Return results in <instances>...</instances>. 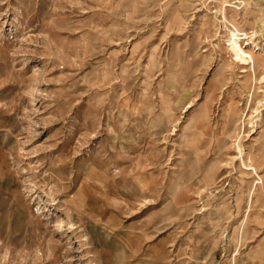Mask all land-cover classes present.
I'll list each match as a JSON object with an SVG mask.
<instances>
[{
  "label": "rangeland",
  "instance_id": "374dc122",
  "mask_svg": "<svg viewBox=\"0 0 264 264\" xmlns=\"http://www.w3.org/2000/svg\"><path fill=\"white\" fill-rule=\"evenodd\" d=\"M249 150L264 0H0V264H264Z\"/></svg>",
  "mask_w": 264,
  "mask_h": 264
},
{
  "label": "bare ground",
  "instance_id": "6f19581e",
  "mask_svg": "<svg viewBox=\"0 0 264 264\" xmlns=\"http://www.w3.org/2000/svg\"><path fill=\"white\" fill-rule=\"evenodd\" d=\"M229 33L231 35V39L234 41V43L237 44L236 39H238L239 37L234 35L232 32H229ZM236 47H237V50L239 51L240 55L243 56V61L241 62V64H246L245 66L241 67L242 70L240 71V73H245V75L248 77H249V75H252L251 79H253V80L258 79L259 65L257 64V62H258L257 58H255L253 56V52H251V50H248V49H242L239 45H236ZM261 67H262V65H261ZM250 100H251V97H250ZM246 106H247V103H246ZM239 154H242L241 150L239 151ZM244 160H246L245 164H244ZM242 163H243V165H245V168H246L245 170H248V172H244L241 170L238 172H241L247 176L250 175V173L254 174V176L257 179V182H255V183L258 184L257 188L259 189V191L261 193L260 196H257V199H255V200H259V199L263 200L264 199V176L259 175V171H260L259 166L260 165L256 163L255 156L253 155L251 150H249L245 153L244 159H242ZM253 179H255V178H253ZM254 195H256V194H254ZM252 199H253V197L250 198V200H252ZM236 200H238V199H236ZM250 207H251V205H250ZM263 207L264 206H262V208ZM247 216H248V214L246 215V217Z\"/></svg>",
  "mask_w": 264,
  "mask_h": 264
}]
</instances>
